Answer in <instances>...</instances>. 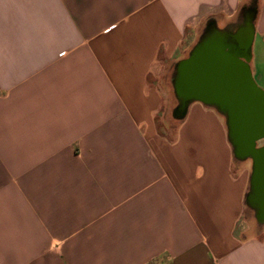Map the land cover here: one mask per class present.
<instances>
[{
	"label": "crops",
	"instance_id": "1",
	"mask_svg": "<svg viewBox=\"0 0 264 264\" xmlns=\"http://www.w3.org/2000/svg\"><path fill=\"white\" fill-rule=\"evenodd\" d=\"M248 9L264 45V0H0V264H264V139L173 117L175 65Z\"/></svg>",
	"mask_w": 264,
	"mask_h": 264
},
{
	"label": "water",
	"instance_id": "2",
	"mask_svg": "<svg viewBox=\"0 0 264 264\" xmlns=\"http://www.w3.org/2000/svg\"><path fill=\"white\" fill-rule=\"evenodd\" d=\"M209 24L188 57L175 65L172 81L178 104L173 117L184 118L193 102L214 108L226 116L233 148L255 158V144L264 139V91L254 83L249 67L252 18L234 32Z\"/></svg>",
	"mask_w": 264,
	"mask_h": 264
},
{
	"label": "rangeland",
	"instance_id": "3",
	"mask_svg": "<svg viewBox=\"0 0 264 264\" xmlns=\"http://www.w3.org/2000/svg\"><path fill=\"white\" fill-rule=\"evenodd\" d=\"M251 55L252 59L249 66L253 81L258 88L264 91V45L258 36L254 39ZM169 120H171L170 122L173 121L171 118ZM159 124L162 128H164L163 126H169L166 123L163 124V122ZM238 153L239 149H234V155L238 156Z\"/></svg>",
	"mask_w": 264,
	"mask_h": 264
},
{
	"label": "flooded vegetation",
	"instance_id": "4",
	"mask_svg": "<svg viewBox=\"0 0 264 264\" xmlns=\"http://www.w3.org/2000/svg\"><path fill=\"white\" fill-rule=\"evenodd\" d=\"M251 9H248V10H245L244 11V14H242L241 16H240V20H241V24H243L244 23V21L246 20V18L247 17H249L248 16V13H250L249 11H250ZM248 11V12H247ZM207 25V24H206ZM208 25H210L209 23H208ZM238 25V26H237ZM235 26L236 27H239L240 26V22H238L236 25H232V26H229V27H227V30L229 29L230 31H233V29L235 28ZM206 27V26H205ZM209 27V26H208ZM202 34V33H201Z\"/></svg>",
	"mask_w": 264,
	"mask_h": 264
}]
</instances>
